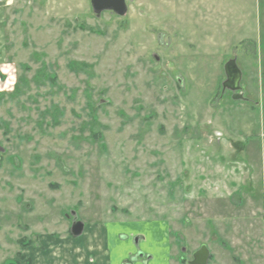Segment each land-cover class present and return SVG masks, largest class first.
I'll use <instances>...</instances> for the list:
<instances>
[{
  "label": "rangeland",
  "instance_id": "obj_1",
  "mask_svg": "<svg viewBox=\"0 0 264 264\" xmlns=\"http://www.w3.org/2000/svg\"><path fill=\"white\" fill-rule=\"evenodd\" d=\"M125 3L0 0V264L125 219L123 264H264V0Z\"/></svg>",
  "mask_w": 264,
  "mask_h": 264
},
{
  "label": "crops",
  "instance_id": "obj_2",
  "mask_svg": "<svg viewBox=\"0 0 264 264\" xmlns=\"http://www.w3.org/2000/svg\"><path fill=\"white\" fill-rule=\"evenodd\" d=\"M262 64L264 65L263 60ZM237 69L239 70L238 66ZM258 75L260 77L258 78V81L262 84V87H264V69H262L261 73H259ZM240 82L241 86L244 82L248 83L246 80L243 81L242 79ZM229 89L235 94L234 97H239L242 94V90L238 89L234 92L230 87ZM237 92L239 93L236 94ZM126 230L131 233L133 231L136 234L141 233L139 231L138 225H135L133 223L127 224L126 219L122 220L120 224L116 223L115 225L105 224L95 225L93 227L90 226V228L87 230L88 234L86 235V237H84L82 242L81 240L73 241L71 239L62 241V243H59L58 245H50L49 250L40 252L38 254H41L43 261H46L47 259L49 264L50 261H54V264L56 262H59L58 264H123L125 261H127L128 256L130 255L129 252H127V248L129 245L126 242H121L119 236L121 235L120 233H122V231ZM150 234L152 233L150 232ZM153 239L154 238L151 235L149 240L152 243V249L156 248ZM29 250L32 254V257H27L30 256L28 252V255L26 257L28 259L31 258L30 260L33 261V255L35 254V252L31 247L30 249L27 248V251ZM143 252L144 255H150V259L147 264H153L159 261L155 257L154 261H152L153 254H150V250L146 251L144 248ZM44 257H46L45 260ZM22 263L25 264V262ZM32 264L34 263L32 262ZM44 264L46 263L44 262Z\"/></svg>",
  "mask_w": 264,
  "mask_h": 264
},
{
  "label": "water",
  "instance_id": "obj_3",
  "mask_svg": "<svg viewBox=\"0 0 264 264\" xmlns=\"http://www.w3.org/2000/svg\"><path fill=\"white\" fill-rule=\"evenodd\" d=\"M90 4L92 7L93 12L96 15H100L103 12H112L118 17H123L127 13V6L125 3V0H90ZM232 66V68L235 70V79H234V89L232 91H236L239 89L238 83L240 82V72L237 69L234 62H230L226 65V67ZM227 76V74H226ZM240 98L242 95L239 96ZM239 97H234L235 99ZM83 232V223L76 222L73 220V224L71 227V233L74 237H78ZM210 258L209 250L206 246H201L199 250L195 252L193 255V261L189 262L188 264H208Z\"/></svg>",
  "mask_w": 264,
  "mask_h": 264
},
{
  "label": "flooded vegetation",
  "instance_id": "obj_4",
  "mask_svg": "<svg viewBox=\"0 0 264 264\" xmlns=\"http://www.w3.org/2000/svg\"><path fill=\"white\" fill-rule=\"evenodd\" d=\"M226 74H227V81H228V83H227V86L228 87H230L231 89H234V79H235V74H236V72H235V70L232 68V66H228V67H226ZM73 220H75L76 222H80V221H77L76 220V218H71L70 219V237H74L73 235H72V233H71V227H72V224H73ZM82 223V222H81ZM83 232H84V224H83ZM83 232H82V234H83ZM81 234V235H82ZM120 238H124V239H126V237H124V235L123 234H121L120 236H119V239ZM135 243L137 244V246H138V240L135 238ZM140 251V250H139ZM143 252V251H142ZM195 253H193V255H194ZM136 255V254H135ZM134 255V256H135ZM193 255H192V259H191V261H189V262H192L193 261ZM131 257V260H130V262L128 263H125V264H133V262L134 261H137V259L138 258H141V259H144L145 261L144 262H142L143 264H147L148 263V261H149V259H150V255H144V253L142 254V255H140L139 257H137V256H135V257ZM189 262H187L186 264H188ZM210 262V261H209Z\"/></svg>",
  "mask_w": 264,
  "mask_h": 264
},
{
  "label": "trees",
  "instance_id": "obj_5",
  "mask_svg": "<svg viewBox=\"0 0 264 264\" xmlns=\"http://www.w3.org/2000/svg\"><path fill=\"white\" fill-rule=\"evenodd\" d=\"M31 245H32V242L31 243L27 242L26 244L23 243V241L20 242V247L22 249H25V248H27L28 246H31ZM15 259H16L17 262H25V264H32V261L30 259H26V256L24 255L23 252L17 253Z\"/></svg>",
  "mask_w": 264,
  "mask_h": 264
}]
</instances>
